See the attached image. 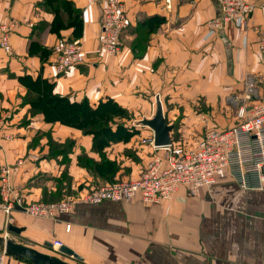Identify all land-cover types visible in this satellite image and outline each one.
<instances>
[{"label":"crops","instance_id":"1","mask_svg":"<svg viewBox=\"0 0 264 264\" xmlns=\"http://www.w3.org/2000/svg\"><path fill=\"white\" fill-rule=\"evenodd\" d=\"M71 1L82 10L79 43L86 63L59 73L52 47L74 39L73 28L53 32L55 14L43 0H0V22H14V53L0 49V172L10 168L12 185L27 202L77 198L93 187L138 177L156 152L153 130L139 121L154 116L157 96L166 118L207 114L205 125L224 127L249 106V84L264 95V0H249L255 5L250 16L221 31L213 27L215 0H172L171 8L164 0H123L130 23L116 56L101 49L102 0ZM148 17L159 22L138 58L131 41ZM37 77L71 101L96 105L113 99L129 111L132 118L122 123L132 134L97 148L93 134L48 121L27 102L25 79ZM172 123L173 138L183 127ZM11 221L37 243L69 245L86 264H264V188L246 189L230 176L196 195L181 186L170 200L155 204L139 197L80 201L59 220L0 209V230ZM0 258L2 264L14 259L6 253Z\"/></svg>","mask_w":264,"mask_h":264},{"label":"built area","instance_id":"2","mask_svg":"<svg viewBox=\"0 0 264 264\" xmlns=\"http://www.w3.org/2000/svg\"><path fill=\"white\" fill-rule=\"evenodd\" d=\"M171 8L172 0H164ZM218 14L213 27L219 31L228 27L237 17L247 19L255 5L249 0H215ZM123 0H102L100 44L104 53L116 56L124 48V35L129 25ZM14 22H0V49L7 55L14 53L11 32ZM260 49L264 50V36ZM57 69L63 73L86 63L80 43L63 39L53 46ZM250 85L249 106L238 110V121L226 128L203 132L193 143L172 142L150 157L136 178L116 180L93 187L81 197L65 196L56 201L27 202L11 182L8 166L0 172V209L7 214L23 211L33 218L59 220L71 213L78 202L99 204L105 201H130L139 197L146 204L168 201L181 187L198 194L203 187L214 185L219 179L232 177L246 189L264 188V95H257ZM3 124L0 121V129ZM154 143V141H153ZM57 250L63 243L55 241ZM1 255L4 253L0 252ZM3 258H0V264Z\"/></svg>","mask_w":264,"mask_h":264},{"label":"trees","instance_id":"3","mask_svg":"<svg viewBox=\"0 0 264 264\" xmlns=\"http://www.w3.org/2000/svg\"><path fill=\"white\" fill-rule=\"evenodd\" d=\"M43 4L55 14L51 30L59 34L64 28H73L74 39L68 40L79 43L83 33L82 10L78 9L71 0H43ZM157 19H159V17L146 18L144 21L140 22L135 30L136 33L144 30L139 27H143L146 24H149L147 32L149 34L152 33L157 28V23L159 22ZM133 51L138 58H141L145 53V50H140L138 47H134ZM25 82L29 87L30 95L27 98V102L31 104L33 109L43 113L45 119L48 121H58L82 129L87 134H93L97 148L106 147L112 141L129 138L133 132L129 131L122 122H116L118 123L117 128H113V125L116 123L112 122L110 115L116 114L115 116H117L119 112L129 113V111L113 99H107L105 101H100L96 105H91L87 99L71 101L67 97L54 94L53 82L42 77H37L30 81L27 78ZM114 107H116V109H114ZM172 141L174 143L179 142L174 140V137Z\"/></svg>","mask_w":264,"mask_h":264},{"label":"water","instance_id":"4","mask_svg":"<svg viewBox=\"0 0 264 264\" xmlns=\"http://www.w3.org/2000/svg\"><path fill=\"white\" fill-rule=\"evenodd\" d=\"M139 123L153 130L155 146L162 147L172 144L171 131L173 130V125L167 121L160 96L156 98V111L154 116L151 118H143ZM8 230L15 234H21L25 230V227L9 223ZM45 245L55 250L52 242H46ZM56 251L79 261L84 260V257L78 251L67 244H62ZM0 252L17 258H27L33 264H72L59 257L16 242L5 235H0Z\"/></svg>","mask_w":264,"mask_h":264},{"label":"rangeland","instance_id":"5","mask_svg":"<svg viewBox=\"0 0 264 264\" xmlns=\"http://www.w3.org/2000/svg\"><path fill=\"white\" fill-rule=\"evenodd\" d=\"M149 24H146L144 25L143 27H139V28H142L144 30L136 33V29L134 30L135 31V37L134 39L131 41V45H132V48L134 47H138L140 50H146V47L147 45L149 44L150 42V39H151V36H152V33H148L147 32V27ZM177 87L175 88L177 90L178 86L179 85H176ZM182 93V91H180ZM232 101V100H231ZM114 109H116V107H114ZM171 107L168 106V110H170ZM198 109V108H196ZM238 111V110H237ZM170 112V111H169ZM168 111H166V114L168 115L169 114ZM199 113H197L195 115V119H189V117H183V115L181 116H178L175 120L172 119L171 117H167L168 121L171 122L170 124L173 125L172 121L175 122V124L180 127V125H182L183 127V132H173V137H177L178 136H183V139H182V143H193L197 140V138L205 131H207L208 129H213V128H226L228 126H217V125H205L204 123H206L209 119H211L210 116H208L207 114L206 115H198ZM116 115V114H115ZM115 115H110V119H112V122H122L124 118H132L131 115H129V113L127 112H119L117 113V116ZM121 115V116H120ZM232 121H234V123H236L238 121V117H237V113L234 115V117H230ZM187 120H190V121H187ZM126 121V120H125ZM174 128V126H173ZM184 129H188L187 131H184ZM12 216V215H11ZM12 223V221L10 222ZM0 233H2V235H5L7 236L8 238H12L13 240H15L16 242H19V243H22L24 245H27V246H30V247H33L39 251H42V252H45V253H48L50 255H53V256H56V257H59L69 263H72V264H86L85 261H79L75 258H72V257H69V256H66L64 254H61L59 252L55 250H52L50 248H48L44 243H37L29 238H27L23 233L21 234H15L13 232H10L8 230V226H6L4 229L0 230ZM14 259H13V262H9L8 264H33L31 263L27 258H17V257H14L12 256Z\"/></svg>","mask_w":264,"mask_h":264}]
</instances>
